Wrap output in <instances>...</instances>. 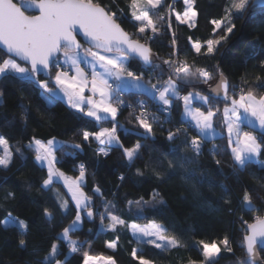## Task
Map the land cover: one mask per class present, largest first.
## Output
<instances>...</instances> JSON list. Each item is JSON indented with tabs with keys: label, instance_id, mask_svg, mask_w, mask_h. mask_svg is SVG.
I'll list each match as a JSON object with an SVG mask.
<instances>
[{
	"label": "snow or ice",
	"instance_id": "obj_1",
	"mask_svg": "<svg viewBox=\"0 0 264 264\" xmlns=\"http://www.w3.org/2000/svg\"><path fill=\"white\" fill-rule=\"evenodd\" d=\"M250 4L264 5V0H228L221 18L210 21L214 38L200 42L189 37L190 52L194 53L190 61L178 44L173 23L195 27L199 15L196 0H0V79L14 76L33 84L41 90V98L49 107L60 98L74 111L84 127L80 142L72 144L73 152H65V156L76 159L85 146L95 144L97 158H108L117 149L129 168L142 159L144 145L140 140L126 146L120 133L154 139L153 125L160 120L150 115L146 100H137L133 106L123 99V93H134L148 97L158 112L166 113L164 123H171L173 112H178L179 126L167 130L169 142L183 136L185 147L199 157L206 142L224 139L223 151L230 156L235 170L242 172L254 163L264 168V161L259 159L264 156V76H244L239 83H232L218 64L210 70L196 62L198 57L215 56L236 28L233 18L242 17ZM126 25L134 31L129 32ZM165 33H171L167 46L170 51L161 57L153 45ZM134 63L139 65L135 70ZM259 68L264 72V61ZM125 107L131 109L128 122L134 121L132 129L120 122ZM66 144L54 136L42 139L33 135L25 145L46 173L40 190L53 193L61 216L59 223L69 221L52 238L36 264H70L73 254L82 256L78 264H117L114 256L91 254V240L73 238L83 230L85 222L94 223L97 217L101 233L115 234L114 239L105 241V247L113 252L120 246L122 231L130 233L136 243L161 252L189 247L163 219L156 218L161 215L159 206H166L158 190L153 189L148 199H125L123 208L118 201L106 199L99 184L89 189L90 195L85 190L89 186L88 166L84 162L73 165L72 171L77 173L74 176L59 166L62 161L57 152ZM217 147L213 144L211 154L219 166L221 160L215 159L219 154ZM17 153L24 158L21 148H13L9 138L0 134V170H8ZM148 167L150 163L145 164V169ZM168 167L175 168L173 160H168ZM179 167L190 171L183 162ZM153 174L160 177L155 169ZM136 175L144 176L145 171L137 167ZM193 176L194 171L187 179ZM254 179L264 190V177ZM119 180L123 182L125 176L121 174ZM57 184L65 189L63 194L55 187ZM220 188L224 204L231 205L229 190L224 185ZM253 192L255 199L264 204L259 191L246 187L242 190L238 204L245 214L254 215L239 218L243 258L238 257L237 264H261L260 252L264 251V207L253 202ZM14 196L13 192L6 194V198ZM43 216L49 224L55 219L47 207ZM139 220L146 223L140 224ZM0 226L5 230L19 227L21 236L29 231L27 223L11 212L0 220ZM19 247L27 249L25 239L19 240ZM65 247L68 255L61 251ZM191 247L201 258L189 257L181 264H218L222 250L233 252L227 235L194 240ZM62 255L64 258L60 259ZM130 256L136 264H156L139 248H132Z\"/></svg>",
	"mask_w": 264,
	"mask_h": 264
},
{
	"label": "trees",
	"instance_id": "obj_2",
	"mask_svg": "<svg viewBox=\"0 0 264 264\" xmlns=\"http://www.w3.org/2000/svg\"><path fill=\"white\" fill-rule=\"evenodd\" d=\"M227 2L228 0H196L199 13L196 26L188 28L186 25L173 23L178 44L190 61L194 53L190 52L189 37L193 41L200 42L214 38L213 25L210 21L221 18ZM250 5L249 10L242 17L233 18L236 28L222 43L214 57L196 58L199 65L207 66L210 70L218 64L232 83H239L244 76L249 78L264 76V72L259 68L260 62L264 61V9L250 12ZM121 6H124L123 3ZM126 29L129 32L134 31L130 25H126ZM170 36L171 33L160 35L153 45L154 49L160 51L161 57L170 51L167 47ZM138 67L139 65L133 64L134 70ZM147 78L148 72L145 73V80ZM40 92L41 90L35 85L21 82L14 76L0 79V94H2L0 95V134L9 138L13 148L18 146L24 153V158L16 154L15 161L8 170H0V220L11 212L13 216L24 220L29 229L26 236H21L22 230L19 227L5 230L0 226V264H36L45 254L52 238L69 222L65 220L63 224L59 223L61 216L56 208L53 193L40 190L41 179L46 173L41 171L40 166L32 159L33 153L25 148L33 135L42 139L54 136L59 141L67 142L66 146L57 152V156L62 161L59 165L62 170L74 176L77 173L72 171L73 165L84 162L88 166L89 186L85 190L89 191L94 184H99L104 189L105 198L118 201L121 208L124 207L125 199H135L140 196L148 199L153 189L161 193L166 206H159L161 215L156 218L163 219L189 247L161 252L151 246L136 243L130 233L122 231L120 246L115 251L121 264H136L130 256L134 247L141 249L143 254L155 260L156 264H181L189 257L200 259L198 251L191 247L194 240L217 239L225 235L231 241L233 252L222 250L218 264H237V258H243V252L239 247L242 237L239 218L244 216L245 219H249L254 214H245L238 201L245 187L250 191L255 189L264 196V190L259 188L257 180L254 179V177H264V168L254 163L242 172L235 170L231 166L230 156L223 151L226 144L224 139L216 138L214 141L206 142L199 157L185 147L183 136L169 142L167 130L179 126V114L174 111L171 123H164L166 116L155 108L153 111L155 116L159 117L160 123L153 125L154 139L145 140L135 134L120 133L126 146H130L138 139L144 145L141 150L142 159L137 160L133 167H127L126 161L117 149L112 150L108 158H97L94 155L95 144L85 146L84 152L78 154L76 159L65 156V152H73L72 144L80 142V131L84 124L62 99H55L49 107L41 98ZM125 95L135 106L136 94L125 93ZM139 96L146 99L144 95ZM130 111L131 109L125 107L120 122L125 128L132 129L134 121L128 122L131 119ZM213 144L218 146L219 154L215 159L221 160L219 166L216 165L211 154ZM259 159L264 161V156ZM168 160L174 161V169H169ZM181 162L190 171L181 169L179 167ZM146 163H150L147 169H145ZM137 167L145 171L144 176L136 175ZM153 169L160 173L159 178L153 174ZM192 171L195 172V176L189 180L187 177L191 176ZM121 174L125 176L123 182L119 180ZM220 185L226 186L229 190L231 205L224 204L221 199L223 193ZM55 187L61 194L64 193L65 189L59 184ZM8 192L15 193L14 198H6ZM89 194L91 195L90 191ZM253 196V202L258 207H264V204L255 199V192ZM99 206L100 203L97 201V207ZM46 207L53 211L55 217L51 224L43 216V209ZM229 207L232 208L231 212L228 211ZM137 222L146 223L144 220ZM99 224L98 217L94 223L85 222L83 230L76 232L73 238L83 237L80 240H91L92 245H105V241L114 239L115 234L101 233ZM90 228L93 229L92 233L88 232ZM20 239L26 240L27 249L19 247ZM85 248L87 249V245ZM61 251L67 250L62 248ZM260 257L261 264H264V251L260 252ZM69 259L70 264H78L82 256L73 254Z\"/></svg>",
	"mask_w": 264,
	"mask_h": 264
},
{
	"label": "crops",
	"instance_id": "obj_3",
	"mask_svg": "<svg viewBox=\"0 0 264 264\" xmlns=\"http://www.w3.org/2000/svg\"><path fill=\"white\" fill-rule=\"evenodd\" d=\"M66 225H67V224H66ZM81 238H83V237H81ZM81 238H80V239H81ZM90 252H91V254H93V255H100V254H103V255H105V256H109V255L114 256L115 259H116V261H117V264H121V263H120V260H119V257L115 254V252H113V251L110 250V249H107V248L105 247V245H103V246H99V245L93 244V245L91 246ZM63 253H64V255H68L67 251H65V252H63ZM64 255H62V256L60 257V259H63V258H64Z\"/></svg>",
	"mask_w": 264,
	"mask_h": 264
},
{
	"label": "built area",
	"instance_id": "obj_4",
	"mask_svg": "<svg viewBox=\"0 0 264 264\" xmlns=\"http://www.w3.org/2000/svg\"><path fill=\"white\" fill-rule=\"evenodd\" d=\"M122 96H123V99H124V100H126L128 103H130L129 100H127V97H126L125 93H123ZM137 100H146V101L148 102V104H149V112H150V115H155L153 109H154V108L156 109V107L152 104V101H151L150 99H148V97H146V99H142L140 96L135 95V97H134L135 105H136V103H137ZM156 110H157V109H156ZM136 111H137V113H138V112H139V109L137 108ZM160 113H162V112H160ZM162 114L165 115V116L167 115L166 113H162ZM81 241H83V240H81ZM65 248H66V247H65ZM66 250H67V248H66Z\"/></svg>",
	"mask_w": 264,
	"mask_h": 264
},
{
	"label": "water",
	"instance_id": "obj_5",
	"mask_svg": "<svg viewBox=\"0 0 264 264\" xmlns=\"http://www.w3.org/2000/svg\"><path fill=\"white\" fill-rule=\"evenodd\" d=\"M262 9H264V5H257L256 7H253L252 5H250V12L262 10Z\"/></svg>",
	"mask_w": 264,
	"mask_h": 264
}]
</instances>
